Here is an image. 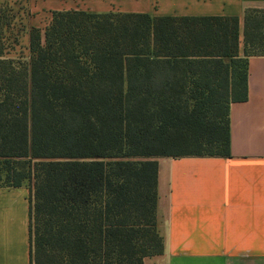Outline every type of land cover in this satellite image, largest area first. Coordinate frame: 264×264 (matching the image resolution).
Masks as SVG:
<instances>
[{
  "label": "trees",
  "instance_id": "1",
  "mask_svg": "<svg viewBox=\"0 0 264 264\" xmlns=\"http://www.w3.org/2000/svg\"><path fill=\"white\" fill-rule=\"evenodd\" d=\"M1 8L0 189L28 185L30 264L161 255L156 159L229 157L264 9L245 10L241 40L235 17L53 12L23 57Z\"/></svg>",
  "mask_w": 264,
  "mask_h": 264
},
{
  "label": "crops",
  "instance_id": "2",
  "mask_svg": "<svg viewBox=\"0 0 264 264\" xmlns=\"http://www.w3.org/2000/svg\"><path fill=\"white\" fill-rule=\"evenodd\" d=\"M32 14L85 11L235 17L264 0H30ZM34 27V24H32ZM230 155L157 158L161 255L144 264H264V56L247 60V98L229 106ZM29 189H0V264H30Z\"/></svg>",
  "mask_w": 264,
  "mask_h": 264
},
{
  "label": "rangeland",
  "instance_id": "3",
  "mask_svg": "<svg viewBox=\"0 0 264 264\" xmlns=\"http://www.w3.org/2000/svg\"><path fill=\"white\" fill-rule=\"evenodd\" d=\"M1 9H5V12L11 17L10 27L17 32L20 27H23V31L18 34L19 44L15 47V51H10V55H21L23 57L28 56V28L34 24L43 29L48 22V15L32 14V8L30 0H0ZM13 18V19H12ZM25 186H28L27 183Z\"/></svg>",
  "mask_w": 264,
  "mask_h": 264
}]
</instances>
